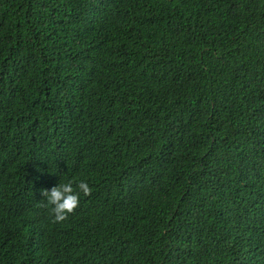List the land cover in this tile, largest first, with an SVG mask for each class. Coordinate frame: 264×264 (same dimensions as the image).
Masks as SVG:
<instances>
[{"label":"trees","instance_id":"16d2710c","mask_svg":"<svg viewBox=\"0 0 264 264\" xmlns=\"http://www.w3.org/2000/svg\"><path fill=\"white\" fill-rule=\"evenodd\" d=\"M262 190L264 0H0V264H264L219 227Z\"/></svg>","mask_w":264,"mask_h":264},{"label":"clouds","instance_id":"9594fccd","mask_svg":"<svg viewBox=\"0 0 264 264\" xmlns=\"http://www.w3.org/2000/svg\"><path fill=\"white\" fill-rule=\"evenodd\" d=\"M258 49L263 50L259 46ZM201 139L207 140L208 138L201 136ZM38 182L39 190L33 200L40 207V213L35 217L39 220L43 219L44 214H49L50 217L53 216L55 222L65 221L63 219L78 206L84 195L90 191L89 185L84 180H80L78 183L71 180L67 182L54 181L41 172ZM256 198L257 203L248 212L240 213L233 210L229 217L221 218L219 225L226 240L234 241V245L242 247L253 257L264 248V190L257 194ZM141 210L144 208L139 199L117 204L113 217L107 221V230L118 228L131 231L136 223L137 212ZM247 231L255 235L254 242L247 243L242 239Z\"/></svg>","mask_w":264,"mask_h":264}]
</instances>
